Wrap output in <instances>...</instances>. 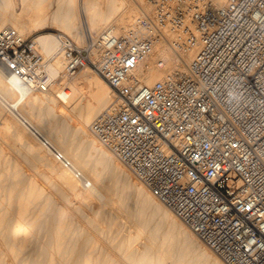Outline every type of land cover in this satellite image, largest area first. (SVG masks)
Instances as JSON below:
<instances>
[{"label": "built area", "instance_id": "built-area-1", "mask_svg": "<svg viewBox=\"0 0 264 264\" xmlns=\"http://www.w3.org/2000/svg\"><path fill=\"white\" fill-rule=\"evenodd\" d=\"M190 20L200 44L192 63L144 86L134 73L158 29L187 31ZM55 38L68 77L91 67L115 91L90 134L224 264H264V0L220 9L163 0L154 18L122 36L87 34L83 48ZM0 65L28 93L52 83L35 41L13 29L0 31Z\"/></svg>", "mask_w": 264, "mask_h": 264}, {"label": "bare ground", "instance_id": "bare-ground-1", "mask_svg": "<svg viewBox=\"0 0 264 264\" xmlns=\"http://www.w3.org/2000/svg\"><path fill=\"white\" fill-rule=\"evenodd\" d=\"M162 1L69 0L50 13L45 0H0V31L30 39L50 29L85 47L87 34L135 30ZM227 2L211 0L216 9ZM188 23L187 31L158 29L134 73L144 86L192 63L200 44L196 23ZM33 40L47 56L46 92L12 87L0 65V264H224L90 134L115 91L91 67L68 77L55 34Z\"/></svg>", "mask_w": 264, "mask_h": 264}, {"label": "rangeland", "instance_id": "rangeland-1", "mask_svg": "<svg viewBox=\"0 0 264 264\" xmlns=\"http://www.w3.org/2000/svg\"><path fill=\"white\" fill-rule=\"evenodd\" d=\"M68 1V2H67ZM60 2H62L63 4H64V8H63V11H64V9H68V4H69V0H45V3H44V5L46 6V4H48V3H50L51 4V6H50V13L52 12V11H54V10H56L57 9V3L59 4ZM78 8H79V10H80V12L82 11V6H80V5H78ZM57 31H54V30H50V29H46V30H43V31H39L38 33H36V34H34V35H31V36H29V38L30 39H35V36L36 35H42V34H48V33H50V34H55ZM62 34H64V33H62ZM64 35H66V34H64ZM69 38H71L70 36H68ZM72 39V38H71ZM73 40V39H72ZM73 42L75 43V41L73 40ZM76 44V43H75ZM77 45V44H76ZM85 45V44H84ZM78 46V45H77ZM78 47H83V46H78ZM45 58L47 57V56H45L44 54H42ZM54 59H55V56L52 58V62L54 61ZM94 70V69H93ZM95 71V70H94ZM98 144H99V142H98ZM100 146H101V144H99ZM103 147V146H102ZM133 176V175H132ZM134 177V176H133ZM58 203L61 205V202L58 200ZM201 264V263H200ZM202 264H204V262L202 263ZM208 264V263H207Z\"/></svg>", "mask_w": 264, "mask_h": 264}]
</instances>
